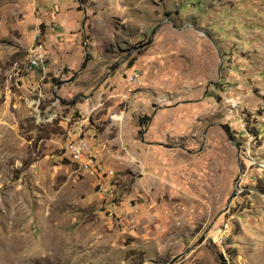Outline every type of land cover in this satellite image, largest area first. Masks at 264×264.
<instances>
[{"label": "rangeland", "instance_id": "rangeland-1", "mask_svg": "<svg viewBox=\"0 0 264 264\" xmlns=\"http://www.w3.org/2000/svg\"><path fill=\"white\" fill-rule=\"evenodd\" d=\"M0 264H264V0H0Z\"/></svg>", "mask_w": 264, "mask_h": 264}, {"label": "built area", "instance_id": "built-area-1", "mask_svg": "<svg viewBox=\"0 0 264 264\" xmlns=\"http://www.w3.org/2000/svg\"><path fill=\"white\" fill-rule=\"evenodd\" d=\"M29 57H30V59H28L29 70L32 71L37 70L40 72L46 71L47 64L50 58L42 42L40 41L37 42V44H35L31 48L29 52ZM14 66H15L14 69L18 72V69L20 67H17L18 65H14ZM136 81L137 79L133 77L132 84H134V82ZM90 138H91L90 136L80 134L75 140L70 141L66 145L65 153L70 154L75 160L82 162L86 167L88 168L89 166L92 167L93 169L91 171L92 173H94V171H97L100 164L97 162L96 159H94V155H92L93 152L92 144H91L92 139Z\"/></svg>", "mask_w": 264, "mask_h": 264}, {"label": "crops", "instance_id": "crops-1", "mask_svg": "<svg viewBox=\"0 0 264 264\" xmlns=\"http://www.w3.org/2000/svg\"><path fill=\"white\" fill-rule=\"evenodd\" d=\"M67 9V10H66ZM65 10H66V12L68 13V12H70V14H72V10H73V8H71L70 6H68L67 8H66ZM50 15H51V19H53V14L52 13H49ZM46 17V16H45ZM75 20L78 22V20L75 18V17H72V18H70V20H67V21H65V20H63V22H62V24H63V26L64 27H68V26H71V27H75ZM54 21H52L51 20V22L50 21H48V19H45V26H46V28H45V30L43 31V35H44V37L46 38V36L48 35V31H49V27H50V24H51V26H52V23H53ZM55 23H57L56 21L53 23V25L55 24ZM46 31V32H45ZM53 38H54V36L53 35H51V37H50V41L52 42V46L49 48V47H46V46H44L45 47V49L49 52V50H50V53H51V56H52V61H51V63H50V67H48L49 69H48V71H49V73L50 72H54V74H59L60 72H61V70H62V67H61V64H57V66H56V68H53V64L55 63V61H56V56H58V49H55V45H58L59 43H56L55 45H54V42H53ZM54 45V46H53ZM53 68V69H52ZM52 70V71H51ZM59 76V75H58Z\"/></svg>", "mask_w": 264, "mask_h": 264}, {"label": "water", "instance_id": "water-1", "mask_svg": "<svg viewBox=\"0 0 264 264\" xmlns=\"http://www.w3.org/2000/svg\"><path fill=\"white\" fill-rule=\"evenodd\" d=\"M85 99H87V100H88V99H89V97H85Z\"/></svg>", "mask_w": 264, "mask_h": 264}]
</instances>
